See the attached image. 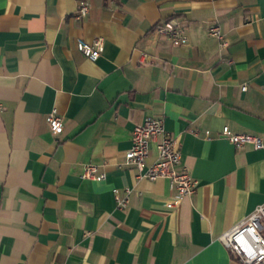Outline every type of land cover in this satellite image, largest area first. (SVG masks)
<instances>
[{"label": "crops", "instance_id": "0c3cea01", "mask_svg": "<svg viewBox=\"0 0 264 264\" xmlns=\"http://www.w3.org/2000/svg\"><path fill=\"white\" fill-rule=\"evenodd\" d=\"M79 1L0 0V264H243L220 236L264 204V0H84L78 19ZM168 18L185 45L155 30ZM99 36L97 60L76 49ZM147 116L178 140L190 196L124 164Z\"/></svg>", "mask_w": 264, "mask_h": 264}, {"label": "built area", "instance_id": "2783aa9c", "mask_svg": "<svg viewBox=\"0 0 264 264\" xmlns=\"http://www.w3.org/2000/svg\"><path fill=\"white\" fill-rule=\"evenodd\" d=\"M88 11V2L81 0L75 17L80 19L86 16ZM155 30L164 35L173 45H185L188 42L184 27L173 18L165 19ZM208 34L217 38L221 46L227 45L218 23L210 24ZM75 45L76 49L86 58L95 61L103 51L104 38L99 36L92 41L79 38ZM149 60V56L143 54V62ZM241 89L245 90L246 85H243ZM46 121L54 134H59L62 131L61 116L56 108H52L48 112ZM221 134L237 147L246 142H251L256 148L263 146L261 137L234 132L227 126L222 128ZM152 143L155 144L156 156L148 164L147 157ZM124 164L136 171L135 176L137 178L143 177L151 181L166 178L169 181V186L175 191L176 198L190 196L195 192L198 185L197 179L185 167L181 166L179 142L165 129L162 117L147 116L141 123L134 125L131 132L130 147L124 154ZM81 177L100 180L105 177V173L99 171L97 165L86 163L83 166ZM114 199L120 208H124L128 204V195L121 196L116 189H114ZM263 231L264 204L257 206L244 220L225 231L220 236V240L243 264H264Z\"/></svg>", "mask_w": 264, "mask_h": 264}, {"label": "rangeland", "instance_id": "374dc122", "mask_svg": "<svg viewBox=\"0 0 264 264\" xmlns=\"http://www.w3.org/2000/svg\"><path fill=\"white\" fill-rule=\"evenodd\" d=\"M264 235V234H263Z\"/></svg>", "mask_w": 264, "mask_h": 264}]
</instances>
